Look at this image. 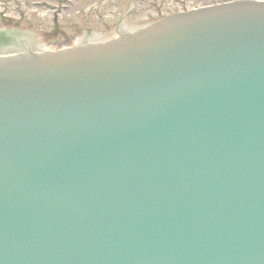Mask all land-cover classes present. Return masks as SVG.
<instances>
[{
	"label": "water",
	"instance_id": "95a60500",
	"mask_svg": "<svg viewBox=\"0 0 264 264\" xmlns=\"http://www.w3.org/2000/svg\"><path fill=\"white\" fill-rule=\"evenodd\" d=\"M28 46L26 39L15 44ZM241 54H253L256 61L238 69L240 61L232 60ZM258 58L264 59V3L237 2L168 17L110 45L0 63V128L25 121L36 125L16 131L17 142L7 130L0 132V264H151L145 256L151 253L153 264H171L170 249L179 253L175 262L191 264L177 243H184L193 264H207L201 253L216 247H222L216 253L222 252L228 263L234 258L232 264H264V224L257 230L249 224L253 211L263 206L258 200L263 199L264 117L258 110L264 99L257 102L252 96L264 91L246 88L262 78L264 61L257 64ZM200 62L211 70L203 71L205 77L191 73ZM153 87L161 93L153 109L128 110ZM242 97H248L249 106L239 105ZM81 101L90 103L83 110L90 123L66 120L67 112H76L66 104ZM173 107L183 111L173 116L162 111ZM203 109L223 113L221 130L229 117L223 136L210 138L191 128L186 118ZM54 115L64 123L52 122ZM219 121L212 117L202 128L220 127ZM139 137L148 141L160 169L143 173L144 158L127 160L124 148ZM98 143L104 144L100 150L106 143L115 151L100 171L87 169L79 153ZM185 158L199 198L207 201V206L198 202L201 206L188 216L172 201L176 190H191L192 182L178 173ZM126 161L132 165L123 166ZM115 163L122 166L112 170ZM219 171L227 188L210 196ZM241 193L255 198L253 206L240 202ZM217 205L230 216L228 222L222 213L208 215ZM160 207L185 224L170 226L169 233L182 237H173L169 245L161 236L159 244L153 229ZM241 223L245 228L238 239L260 240L254 256L239 253L236 236L226 237Z\"/></svg>",
	"mask_w": 264,
	"mask_h": 264
},
{
	"label": "rangeland",
	"instance_id": "374dc122",
	"mask_svg": "<svg viewBox=\"0 0 264 264\" xmlns=\"http://www.w3.org/2000/svg\"><path fill=\"white\" fill-rule=\"evenodd\" d=\"M36 1H39V0H36ZM40 1H43V0H40ZM45 1H47L48 3L51 2L52 4H58V2H59V0H45ZM103 1H105V0H82V1L74 2V8L69 10V12H64V14L62 15L63 20L66 23L69 22L70 20H73V21L75 20V22H79L78 25L81 28H84V29L85 28H93L97 32L106 33L109 28H107L105 25H102V24H99V25L93 24V15H92V19L89 22V24H86L84 22V19H85V18H83L84 16L81 15L78 18V16L75 15V13L77 11L80 10L82 13H84V11L86 9H88L91 5H98V3H102ZM159 1L165 2L167 4L169 2V4L174 5L170 8L172 9V12L176 13L180 9H182V10H188V9H194V8L197 9L198 7H205L209 4H217L220 2H227L230 0H159ZM20 2L21 1L12 2V3H18L19 4ZM61 4H62V2H61ZM120 4H121V14L126 13L128 11V9H130L133 5L131 3V0H120ZM107 5H110L111 7L113 6V5H111V2H108ZM31 9L33 10V15L35 16V18H37V20L35 19L37 22L43 21V19H45V18H46L47 22L44 23L43 25L38 26L35 24L34 25L29 24L26 21L22 22L20 25H16V23L8 25L5 22L0 21V29L1 28L15 27L17 29H22L25 31L31 30L37 36H39V33H41V36H40L41 39L43 38V34L47 35V34H50L52 31H54V29H55L53 27L54 23L51 22V18H49V12L50 11H48L46 9H37L35 7H32ZM70 16H72V18ZM143 19H144V13H142V12L130 17L129 22H128V24H129L128 29L131 27H134V26H139L141 24H144ZM38 24H40V23H38ZM112 33H114V31ZM49 38H51V37H49ZM55 43H56L55 41L51 40L50 45H48L47 43H45V44L47 47H50ZM58 43H59V45H61L62 42L59 41ZM58 47H60V46H57V48Z\"/></svg>",
	"mask_w": 264,
	"mask_h": 264
}]
</instances>
